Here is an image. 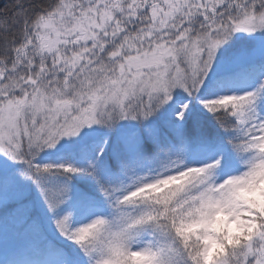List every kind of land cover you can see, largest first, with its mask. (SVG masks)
Returning a JSON list of instances; mask_svg holds the SVG:
<instances>
[{
	"label": "snow or ice",
	"instance_id": "1",
	"mask_svg": "<svg viewBox=\"0 0 264 264\" xmlns=\"http://www.w3.org/2000/svg\"><path fill=\"white\" fill-rule=\"evenodd\" d=\"M0 264H264V0H0Z\"/></svg>",
	"mask_w": 264,
	"mask_h": 264
},
{
	"label": "clouds",
	"instance_id": "2",
	"mask_svg": "<svg viewBox=\"0 0 264 264\" xmlns=\"http://www.w3.org/2000/svg\"><path fill=\"white\" fill-rule=\"evenodd\" d=\"M213 248H215V245H213Z\"/></svg>",
	"mask_w": 264,
	"mask_h": 264
}]
</instances>
